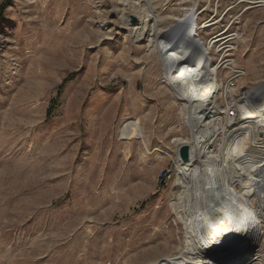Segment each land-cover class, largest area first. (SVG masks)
<instances>
[{"label":"rangeland","instance_id":"rangeland-1","mask_svg":"<svg viewBox=\"0 0 264 264\" xmlns=\"http://www.w3.org/2000/svg\"><path fill=\"white\" fill-rule=\"evenodd\" d=\"M121 2L0 0V264H158L186 249V225L171 207L173 139L190 134L183 101L148 41L133 42L114 10ZM195 4L208 7L206 16L234 17L242 87L264 80V0L159 8L160 38L177 40L173 66L187 52L173 57L183 25L174 19ZM182 35L193 47L187 30ZM129 119L145 138H121ZM168 170L174 177L159 181ZM180 210L206 213L194 199ZM245 241L226 262L254 253Z\"/></svg>","mask_w":264,"mask_h":264},{"label":"bare ground","instance_id":"bare-ground-1","mask_svg":"<svg viewBox=\"0 0 264 264\" xmlns=\"http://www.w3.org/2000/svg\"><path fill=\"white\" fill-rule=\"evenodd\" d=\"M171 1L123 0L114 9L121 15L133 42L148 41L149 51L160 60L165 80L173 93L178 95L177 99L183 101L184 124L190 132L189 136L173 139L178 172L175 181L177 189L171 203L172 209L186 225L187 245L184 252L162 258L158 264H251L261 257L264 261V253H261L264 247V145L261 144L264 136L260 135L264 133V80L244 90L241 101L245 100L237 105L239 113L228 119V123L220 116L203 121L202 115L197 114L202 113V108L207 110L203 102L214 92V87L217 89L216 84L209 85L216 68L199 71L203 66L200 53L188 67L173 66L171 52L177 40L173 39L170 49L169 42L165 45L160 38L163 31L158 12ZM184 16L187 17V14ZM133 17L137 18L135 22ZM185 17L181 21L174 19L182 22L179 29L185 25ZM179 33L178 37L182 38L178 40L173 57L195 47L194 39L191 40V47L189 39L183 40L182 31ZM202 40L210 47L215 42L206 37ZM197 106L200 110L196 112ZM120 133L122 139L145 138L138 120H127ZM184 144L190 147L189 162H182L179 157L178 149ZM191 199L196 205L204 207V216L195 218L191 211L188 214L180 210L182 203ZM243 209L246 212L240 214ZM241 240H246L250 252L254 253L238 262H226L225 256L231 255L238 247L234 245ZM256 242L260 245L257 246Z\"/></svg>","mask_w":264,"mask_h":264},{"label":"built area","instance_id":"built-area-1","mask_svg":"<svg viewBox=\"0 0 264 264\" xmlns=\"http://www.w3.org/2000/svg\"><path fill=\"white\" fill-rule=\"evenodd\" d=\"M217 1L220 2L221 0ZM190 7L189 9H191ZM204 11H206V8L202 9L199 5L195 4L193 9L187 14V17H185V25L181 31L184 33L186 28L188 36L194 39L195 47L192 50H188L185 53V58L179 61L178 64L188 67L199 57L198 53H200L203 66L200 65L202 67L199 71L204 72L210 68H216L214 73V75L216 74L215 78H211L212 76L214 77L212 74L210 77L212 81L209 85L214 84L215 86L216 84L217 89L214 87V92L203 102L207 110L201 109V119L208 122L213 116H220L228 123V119L237 116L239 113L237 105L245 100L241 101L245 90L241 83L246 76V71L234 58L241 33L237 25L234 24V17L227 16L228 11L223 12L220 17L217 16L218 13L215 11L206 16ZM227 18H231L228 23H226ZM205 37L215 41L211 47L209 44H203L202 39ZM165 41L169 42V48L171 49L173 42L171 40ZM202 78H204L203 75L200 76L201 82ZM177 97L178 95L176 94L175 98ZM261 144L264 145V142ZM173 177L174 170L163 171L158 175L159 181L164 183H167Z\"/></svg>","mask_w":264,"mask_h":264},{"label":"water","instance_id":"water-1","mask_svg":"<svg viewBox=\"0 0 264 264\" xmlns=\"http://www.w3.org/2000/svg\"><path fill=\"white\" fill-rule=\"evenodd\" d=\"M132 20H133V22H135L136 18L133 17ZM260 135H261V137H263L264 133H261ZM179 157L182 160V162H189L190 161V147H189V145L184 144L180 147Z\"/></svg>","mask_w":264,"mask_h":264},{"label":"trees","instance_id":"trees-1","mask_svg":"<svg viewBox=\"0 0 264 264\" xmlns=\"http://www.w3.org/2000/svg\"><path fill=\"white\" fill-rule=\"evenodd\" d=\"M5 1H6L5 4H7V2H8L9 0H5ZM67 82H68V79H66V80L61 84V86H60L61 90H62V87H64V85H65ZM61 90H60V91H61ZM56 106H57V105H54V106L50 109V111H52L54 108H56ZM49 114H50V112H49Z\"/></svg>","mask_w":264,"mask_h":264}]
</instances>
